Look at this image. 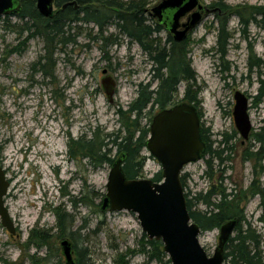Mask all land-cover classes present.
Returning <instances> with one entry per match:
<instances>
[{
    "label": "rangeland",
    "instance_id": "374dc122",
    "mask_svg": "<svg viewBox=\"0 0 264 264\" xmlns=\"http://www.w3.org/2000/svg\"><path fill=\"white\" fill-rule=\"evenodd\" d=\"M160 1L149 0L147 8L151 9ZM200 3L225 5L229 9L223 15L264 8V0H200ZM0 19V161L10 181L5 204L17 227V233L12 235L0 218V264H65L62 239L59 240L56 228L57 211H65L73 217L72 231L77 234L65 239L73 243L76 264L85 248L88 254L81 264H119L121 256L126 254L124 260L128 264H172L168 263L169 257L157 261L148 260L142 254H130V250L139 249L144 235L137 214L100 211L96 205L104 197L93 198V204L86 203L89 191L107 193L112 165L94 168L87 161L69 156L72 139L91 135L98 128L104 133H116L120 129L119 108L128 110L140 84L152 80V62L148 56L138 44L119 34L113 24L104 33L108 38L105 42L98 39L94 24L81 22L78 29L67 34L71 36L69 42L52 50V70L45 74L39 64L36 65L45 55L44 40L36 37L20 46L27 36L19 34L22 21L17 16ZM8 24L15 32L6 29ZM261 26L255 23L241 26L237 15L232 14L228 21L230 37L226 56L220 52L219 23L215 14L205 17L188 37L192 70L201 88V126L209 129L208 144L212 150L206 158L183 170L182 175L188 174L186 192L192 195L207 191L212 181L205 174L206 161L227 146L234 147L233 152L223 153V158L231 157L223 164L228 167L224 173L228 192L245 189L252 180V165L242 160L249 140L244 141L238 133L233 111L235 93L242 92L249 98L252 131L256 132L263 125L264 98L256 99L264 87V24ZM158 37L163 45L167 33L162 32ZM113 40H118L117 44L112 43ZM17 47L20 50L14 51ZM258 60L260 66H254ZM105 69L117 85L113 103L108 101L102 88ZM156 86L157 83H153L152 89ZM185 87V83L179 86L178 100L183 98ZM149 111L151 114L142 121L143 125L159 112L157 108ZM235 132L236 138L223 142V134ZM142 154L150 157L142 179H153L162 167L147 150ZM113 156L118 159L116 149ZM218 162H214L215 169ZM259 204L257 197L247 205L244 228L250 222L258 234L264 235V222L259 219L263 209ZM198 208L206 209L203 205ZM32 233L36 234V239L30 241ZM43 234H48L47 243H41L40 239L45 238ZM219 236V229L200 235V243L210 256L218 246ZM261 249L264 255V243Z\"/></svg>",
    "mask_w": 264,
    "mask_h": 264
},
{
    "label": "trees",
    "instance_id": "16d2710c",
    "mask_svg": "<svg viewBox=\"0 0 264 264\" xmlns=\"http://www.w3.org/2000/svg\"><path fill=\"white\" fill-rule=\"evenodd\" d=\"M70 1L73 0H57L58 7ZM76 1L81 6L80 11L69 7L64 12H59L53 19H47L38 12L36 0H21V12L16 16L22 21L19 26V34H27V36L20 46H25L27 42L36 37L44 40L46 44L45 55L40 57L36 65L39 64L41 71L45 74H49L52 70V62L54 61L52 50L57 45H65L69 42L71 36L68 37L67 34L72 29H78V23L81 22L94 24L98 29V39L105 42L108 38L104 36V33L108 26L113 24L119 34L130 38L141 47L152 62V80L145 85L140 84L137 97L128 106V110L123 111L119 108L120 129L116 133H104L98 128L91 135L85 134L76 140L72 139L69 142V156L71 159L87 161L89 166L98 168L115 163L116 159L113 152L116 149L118 158L122 155L126 156L123 171L127 178L142 179L146 160L150 158L142 154L143 151L147 150L146 144L150 135L152 118L149 119V123L146 125H143L142 121L151 114L149 109L153 111L157 108L160 112L181 103H188L198 110L201 109V88L197 84L198 76L192 70V61L187 48L188 39L185 42L176 43L161 25L149 17L147 14L149 0H129L125 2L122 0ZM210 7L220 9V12H216V17L219 23L218 44L222 47L220 52L223 56H226L227 53L226 44L230 37L227 33L228 21L232 14L237 15L241 26L255 23L262 27L261 25L264 24V8L232 11L223 15L229 9L225 5L216 3ZM81 14L83 15L81 16ZM6 29L15 32V29L13 30L9 24ZM162 32L167 33V39L163 45L162 40L158 37ZM117 41L113 40L112 43L117 44ZM19 48H15L14 51H19ZM45 60L47 63L43 64L42 62ZM259 62V60L256 61L254 66H260ZM153 83H157L154 89H152ZM183 83L186 84L183 98L178 100V88ZM263 98L264 87L256 99L263 100ZM199 114H201L200 111ZM201 132L202 139L206 144V151L202 154V159H204L212 153V150L211 145L208 144L207 133L209 129H204L201 126ZM223 137V142L229 143L230 140L237 137V133L223 134ZM226 150L233 152L234 147L227 146V149L219 151L206 161L207 170L205 174L212 183L205 193L199 192L192 195L190 192H186L188 174L182 175L181 180L185 190L188 210L193 222L201 228L202 233L215 229L220 230L224 224L238 219L239 222L234 236L230 238L226 245L225 262L229 264H264V255L261 249L264 243V235L258 234L250 222L244 228V222H246L245 209L250 201L257 196L260 197L259 205L263 209L262 216L259 219L264 222V121L256 132H251L249 144L242 152L243 162L252 165V180L247 189L242 188L238 191L228 192V188L224 183V173L228 167H223V164L231 157L223 158V153ZM215 160L219 161L217 169H215ZM152 180L161 182L163 180L162 171L157 173ZM91 194H94V197ZM104 196L89 191L88 195L85 196V200L87 204H93V198L97 199ZM199 205L205 206L206 209L200 210ZM101 207L102 202L96 205V208H100V211ZM73 225L72 215L66 214L65 211H57L56 228L59 231V240L62 239L63 241V239L72 238L77 234L72 231ZM43 236H45V240L41 238V243L47 241L48 234H43ZM35 239L36 234L32 233L30 241ZM129 252L133 256L142 254L148 260L163 261L164 258H168L164 252L162 242L150 240L145 234L139 241V249L130 250ZM86 254H88L87 248L79 254L78 264H81L82 258ZM126 255L121 256L123 258L120 259L119 264H128L124 260ZM168 263H171L169 258Z\"/></svg>",
    "mask_w": 264,
    "mask_h": 264
},
{
    "label": "water",
    "instance_id": "95a60500",
    "mask_svg": "<svg viewBox=\"0 0 264 264\" xmlns=\"http://www.w3.org/2000/svg\"><path fill=\"white\" fill-rule=\"evenodd\" d=\"M68 5L78 7L73 1L61 10ZM21 6V0H0V17L18 15ZM54 6V0H36L37 10L44 18L54 16ZM204 9L200 0H161L149 10V14L172 35L176 43H182L203 22ZM188 15V21L182 23ZM103 75L102 88L108 101L113 103L116 82L108 70H103ZM234 99V124L240 136L247 141L253 130L249 98L238 91ZM146 149L160 163L163 180L128 179L123 171L126 156L122 155L110 170L101 211L137 214L143 233L150 240L162 242L172 264H224L226 245L234 236L239 220H231L220 228L218 246L210 256L200 243L202 230L191 218L181 180L184 168L202 160L206 151L198 109L181 103L158 112L150 126ZM9 188L10 182L0 165V218L2 225L14 235L15 225L5 204ZM61 250L65 264H76L71 241L63 240Z\"/></svg>",
    "mask_w": 264,
    "mask_h": 264
},
{
    "label": "flooded vegetation",
    "instance_id": "af4514ba",
    "mask_svg": "<svg viewBox=\"0 0 264 264\" xmlns=\"http://www.w3.org/2000/svg\"><path fill=\"white\" fill-rule=\"evenodd\" d=\"M73 1H76V0H73ZM73 1H70V2H73ZM77 2V1H76ZM69 3V2H68ZM68 3H65V4H63L61 7H58V4H57V0H54V4H55V6H54V10H55V8H57V11L55 12L54 11V16L52 17V18H50V19H53L59 12H64L66 9H68L69 7H73V9L74 10H76V11H80V9H81V6L78 4V2H77V4H78V7L76 8L75 7V5H68L67 6V8H65L64 10H61V8L64 6V5H66V4H68ZM205 7V9L203 10V12H202V15H203V19L205 18V17H207L209 14H215L216 15V12L217 11H219L220 12V9L219 8H211L210 6H204ZM37 8V7H36ZM149 10H151V9H148V12H147V14H148V16L149 17H151V15L149 14ZM208 10H209V13H208ZM208 13V14H207ZM83 14H81V16H82ZM188 17H189V15L187 16V17H185L181 22L182 23H186L187 21H188ZM152 19H154L156 22H157V20L155 19V18H153V17H151ZM158 23V22H157ZM159 24V23H158ZM160 25V24H159ZM197 29V28H196ZM196 29H194L192 32H194ZM166 31V30H165ZM167 32V31H166ZM192 32H190L189 33V35L192 33ZM189 35H188V37H189ZM172 36V35H171ZM173 38V37H172ZM188 39V38H187ZM174 40V39H173ZM198 112H199V110H198ZM200 115V114H199ZM201 117V116H200ZM0 165H1V167L3 168V165H2V163H1V161H0ZM4 169V168H3ZM4 171H5V173H6V170L4 169ZM6 176H7V173H6ZM7 179H8V177H7ZM8 181H9V179H8ZM10 182V181H9ZM250 185V184H249ZM248 188V187H247ZM247 188H245V189H247ZM258 197V196H257ZM256 197V198H257ZM260 198V197H259ZM14 225H15V223H14ZM15 229H16V233H17V227H16V225H15ZM73 253H74V248H73Z\"/></svg>",
    "mask_w": 264,
    "mask_h": 264
}]
</instances>
